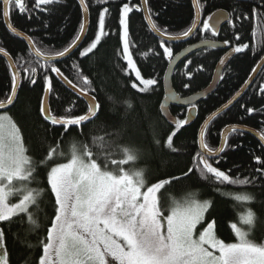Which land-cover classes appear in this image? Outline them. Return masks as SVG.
<instances>
[{"label": "snow or ice", "instance_id": "snow-or-ice-1", "mask_svg": "<svg viewBox=\"0 0 264 264\" xmlns=\"http://www.w3.org/2000/svg\"><path fill=\"white\" fill-rule=\"evenodd\" d=\"M61 0H35L34 9L49 12L45 6L59 3ZM97 4H107L108 0H94ZM3 9L0 15L10 17L13 9L20 13L31 12L26 0H2ZM148 12L146 19L151 30L167 41L186 39L195 33L202 11L200 0H194L197 19L184 31L173 35L167 29H161L153 20L147 0H141ZM83 11L77 34L62 47V50L45 51L37 46L36 40L24 35L27 42L28 57L12 55L0 47V54L7 60L10 69L11 92L5 100H0V109L13 104L22 82L35 85L39 76L44 85V96L41 99L40 114L51 126L62 128L61 137L65 133L71 135L70 128L78 129L80 139L73 138L70 150L66 153L57 141L46 147L47 155L40 163L47 166L46 182L48 187L40 186L36 179V164L28 154L29 148L25 144L24 134L16 121L7 112L0 113V222L13 221L20 218L30 226L29 231L36 232L40 227L38 212L40 203L46 192L54 197V213L50 218V227L46 228V236L38 240L42 248V255L38 264H264V239L259 241L252 238V228L255 223V213L249 207L237 213L238 222H230L234 234V242H226L216 232V221L211 219L205 223L206 214L213 206L211 199H201L199 192H188L180 198L170 196L168 203L163 204L158 195L161 190L172 183L193 174L206 181L222 196H228L238 204H250L255 196L248 192H224L222 186L254 185L256 177L233 176L231 169L225 171L218 166L221 154L229 147L228 140L232 134H243L240 126H226L222 133V140L218 148H213L206 141V131L209 122L216 119L218 112L212 113L204 120V127L198 132V149L191 156L190 166L180 175H172L159 179L154 183L147 180V168L139 166L143 159V150L133 145L122 143L119 130L103 135L89 131L84 136L83 128L91 122L95 126V119L101 111V104L95 94L96 88L92 81L84 75L82 69L76 73L82 85L76 84L57 67L58 58H65L78 51L80 58L88 56L97 49L106 32V14L108 7H104L98 14V24L94 38L87 46L80 50L82 37L88 31L89 6L87 0H79ZM264 0L254 8L253 17L257 20V27L264 32ZM134 8L140 10L139 5L130 6L129 2L122 3L119 8V26L122 28V49L118 56L126 61L125 74L134 72L135 79L131 88L140 93L149 91L157 84L154 78H144L135 64L130 52L129 44V14ZM246 18V17H245ZM239 19V17H237ZM226 21L235 27L230 14L218 10L203 20L201 32L216 36L219 26ZM8 29L14 35H19L17 29L9 24ZM47 27V25H45ZM255 35V33H254ZM160 39L159 46L167 57L169 69L175 68L176 59L173 49L165 39ZM235 39H240L239 34ZM201 43L209 49H216L215 40L202 39ZM228 45L229 41H223ZM249 48L247 43L237 44L230 52L219 60L217 74L213 83L224 79L223 71L227 68L233 54H240ZM192 61L188 60L187 64ZM187 64L185 67H187ZM76 64H73V68ZM202 67V66H201ZM264 69V64L258 65ZM253 72L256 68L252 69ZM23 72V76H21ZM41 72L43 73L41 75ZM64 80L81 96L88 97L87 110L81 115H55L47 101L55 95L54 77ZM191 79V72L186 73ZM138 81V82H137ZM184 88L189 84L185 83ZM211 85L209 88L211 89ZM264 94V85L259 88ZM208 93H204L207 95ZM240 92L236 93L239 97ZM196 99H199L197 97ZM109 100L113 97L109 96ZM165 101H179L187 105V116L184 119L170 118L175 126L167 136L165 147L173 153L180 149L173 144L177 132L190 123L192 114L197 112V103L192 97L181 99L179 95L170 92L164 97ZM131 108L130 101H124ZM232 100L224 105L228 108ZM243 107V105H241ZM160 110L168 115V105L162 103ZM255 111L247 108V113ZM71 112V109H66ZM264 141V131L258 133ZM158 145L159 140H155ZM257 164H264L261 157L256 156ZM127 166V167H126ZM256 173L264 177V168L255 169ZM33 184L36 186L34 187ZM165 212L168 214L165 215ZM199 226V227H198ZM247 226V227H245ZM5 228L0 226V264H10L9 252L5 242ZM30 248L33 245H28Z\"/></svg>", "mask_w": 264, "mask_h": 264}, {"label": "trees", "instance_id": "trees-1", "mask_svg": "<svg viewBox=\"0 0 264 264\" xmlns=\"http://www.w3.org/2000/svg\"><path fill=\"white\" fill-rule=\"evenodd\" d=\"M26 2L27 7L32 11L20 13L13 9L10 15L11 22L14 27L33 37L42 50H62V47L77 34L83 16L78 0H61L59 3L45 6L49 8V12L34 9L35 0H26ZM124 2H129L130 6H140V10L134 8L129 14V44L133 60L142 76L157 80V84L145 93L131 88L135 74L131 70L125 74L126 61L118 56V52L122 49L119 8ZM147 2L153 20L161 29L166 28L173 35L186 30L195 20L192 0H147ZM87 3L90 25L80 50L94 38L98 14L104 7L109 9V13L106 14L108 34L102 38L97 49L88 56L80 58L76 50L64 60L55 63L68 79L81 86H83L82 81L77 78L76 73L82 69L83 74L91 79L92 87L96 88L93 94L102 107L98 118L95 119V126L89 122L87 127L83 128L84 136L88 137L90 130L100 135H103L105 129L109 132L119 130L118 136L122 135V143L143 150V159L139 166L147 168L146 176L149 183L172 175H180L190 166L191 156L199 150L198 132L204 120L243 87L253 73L252 69L264 56V32L258 29V22L253 17L252 11L261 0H200L203 20L214 11L224 9L230 14L231 21L235 22V27L227 22L218 35L212 36L210 32H201V24L189 40L166 42L172 47L173 54H176L188 44L202 39L229 41L227 49H199L177 66L173 74V85L182 97L190 96L210 84L216 65L227 50L237 44L249 45L245 52L235 54L231 58L227 64V68L231 71L225 69L224 79L219 82L215 91L197 104L196 120L180 129L173 138L174 146L180 149L179 153L171 152L164 143L175 128L162 116L160 110L165 95L163 82L168 62L163 49L159 46L160 38L152 32L146 22L141 0H108L107 4H97L94 0H87ZM2 9L3 4L0 3V11ZM260 12L264 13V7L260 8ZM236 34L240 37L238 41L235 39ZM0 47H4L13 59L17 56L29 59L26 41L10 32L2 15H0ZM188 60L192 63L187 64ZM7 63L6 58L0 54V100H5L11 92L10 69ZM74 63L75 68H73ZM188 72L192 73L191 79L186 75ZM49 74L54 77L55 95L50 98L53 114H84L87 110L86 101L61 83L55 74ZM23 75L21 72V76ZM185 83L189 84L188 88L183 87ZM261 85H264V69L242 97L209 124L206 141L211 147L217 148L220 145L222 131L228 125L247 126L259 132L264 131V94L259 91ZM43 96L44 85L39 76L35 85L24 80L14 104L0 113H9L21 128L25 144L29 148L28 154L36 164V179L40 181L41 187L47 188V166L40 163L47 155V145L59 141L61 148L67 153L73 138L81 137L78 136V129L74 128H70L71 135L65 133L61 137L62 128L51 126L42 118L40 106ZM109 96L113 97V100H109ZM126 100L131 102V108L124 103ZM69 108L70 113L66 112ZM247 108H253L255 111L249 114L246 112ZM171 112L177 119H184L187 115V107L173 105ZM155 140H159L160 143L157 145ZM228 144L229 147L221 154L222 158L218 165L221 170L231 169L230 174L233 176L241 178L252 176L257 179L254 185L222 186V191L251 193L255 199L250 204H238L230 197L222 196L208 182L201 180L195 171L188 177L173 180L158 195L163 204L168 203L170 196L180 198L188 192L197 191L201 199H211L213 206L206 214L205 223L215 219L217 235L226 242L235 240L230 222H238L237 213L250 207L256 216L251 236L259 241L264 239V177L256 173L255 169L264 168V164H257L255 157L259 156L264 160V146L258 138L247 132L232 134ZM53 201L54 197L46 192L38 212L41 227L36 232L29 231L30 226L26 217L23 222L20 218H13L11 223L0 222V226L4 227L6 232L5 242L10 264H38V259L42 255V248L37 246L38 240L45 238L46 228L50 227V218L54 213ZM29 244L33 247L30 248Z\"/></svg>", "mask_w": 264, "mask_h": 264}, {"label": "water", "instance_id": "water-1", "mask_svg": "<svg viewBox=\"0 0 264 264\" xmlns=\"http://www.w3.org/2000/svg\"><path fill=\"white\" fill-rule=\"evenodd\" d=\"M193 1V6H194V9H195V20L197 19V16H198V14H197V11H196V7H195V4H194V0H192ZM78 2H79V0H78ZM0 3H2V0H0ZM3 4V3H2ZM141 6H142V10H143V12H144V16L146 17V15H148V12L145 10V6L141 3ZM147 9H149L148 8V2H147ZM221 11H224V12H226V13H228V11H226V10H224V9H220ZM218 11V10H217ZM216 12V11H215ZM229 14V13H228ZM146 19V18H145ZM4 20H5V23H6V25L8 26L9 24H11V25H13L12 24V22H11V18L10 17H7V18H5L4 17ZM88 21H89V25H90V13L88 14ZM199 21H200V23H199V25H198V27H197V29L195 30V33H196V31L198 30V28L200 27V25L202 24V21H203V18H202V11H201V13L199 14ZM146 22H147V24L149 25V23H148V21H147V19H146ZM228 21H226L225 23H223L221 26H219V32H220V30H221V28L227 23ZM89 25H88V29H89ZM150 26V25H149ZM14 27V26H13ZM16 28V27H15ZM17 29V28H16ZM153 32V31H152ZM17 33H19V35H16V36H18V37H20V38H22L23 39V36L24 35H27V34H25L24 32H22V31H20L19 29H17ZM87 33H88V31H87ZM154 33V32H153ZM194 33V34H195ZM157 37H159L160 39H162L163 37H160V36H158L156 33H154ZM193 34V35H194ZM193 35H191L190 37H188V38H186V39H180V40H178V41H167V39L166 38H163V39H165V41L166 42H170V43H176V42H185V41H187V40H189ZM27 36H29V35H27ZM86 36H87V34H86ZM86 36L85 37H82V42L80 43V47H81V45L83 44V42H84V40H85V38H86ZM24 40V39H23ZM217 42V44H218V47L217 48H222V49H227V45H224L223 44V42H220V41H216ZM27 43V42H26ZM203 48H207L205 45H203L202 43H201V41H199V42H196V43H192V44H188L187 46H185L182 50H180L178 53H176V54H174V57H175V59H176V63H175V68H174V70L173 69H169V67H167V70H166V73H165V76H164V93H165V95H164V97L166 96V95H168L170 92H174V93H176L177 95H179L178 93H177V91L175 90V88H174V85H173V74H174V71H175V69L177 68V66L186 58V57H188L190 54H192L193 52H195V51H197V50H199V49H203ZM230 50L231 49H229V50H227V52L224 54V56L221 58V59H223L229 52H230ZM76 51V49H73V53ZM2 55V54H1ZM235 54H233V56H234ZM232 56V57H233ZM68 57V56H67ZM67 57H65V58H67ZM65 58H58L57 59V61L56 62H59V61H62V60H64ZM55 62V63H56ZM262 64H264V56H263V58L258 62V64L256 65V71L255 72H253L252 74H251V76L249 77V79L246 81V83L243 85V87L238 91V92H240V96L239 97H237L236 96V94L230 99V100H232V104L231 105H229L228 106V108H230L235 102H237L241 97H242V95L246 92V90L254 83V81L256 80V78H257V76L259 75V73L261 72V70H262V68H260V67H258V65H262ZM218 66H219V62H218V64L216 65V68H215V71H214V75H213V78H212V80H211V82H210V84L206 87V88H204V89H202V90H200V91H198V92H196V93H194L193 95H191V96H188V97H192L194 100H195V102L198 104L201 100H203V99H205L208 95H210L211 93H213L214 91H215V89L217 88V86L219 85V82L220 81H217V82H215V83H213V81H214V78L216 77V74H217V68H218ZM57 77V76H56ZM58 78V80L61 82V83H63L68 89H70L71 91H73L76 95H78L79 97H81L83 100H85L86 101V103L88 104V97L87 96H81L79 93H78V91H76V90H74L73 88H71L68 84H66L65 82H64V80H62V79H60L59 77H57ZM212 86L211 87V89L209 88V86ZM18 91H19V89H18ZM204 93H208L207 95H204ZM17 95H18V92H17ZM180 96V95H179ZM181 97V99H185V98H188V97H182V96H180ZM197 97H199V99H196ZM16 99H17V97L15 98V100H14V102L16 101ZM14 102H13V104H14ZM47 103L50 105V99L47 101ZM162 103H166L167 105H168V115H165V113L164 112H162L161 111V114H162V116L170 123V118H176L177 119V117L171 112V106H183V107H188L187 105H184V104H181L179 101H165L164 100V98H163V100H162V102H161V104ZM13 104H11V105H8L5 109H0V111H4V110H6V109H8V108H10ZM225 104H228V102H226ZM224 104V105H225ZM224 105H222L221 107H219L218 109H216L215 111H213L212 113H214V112H218L219 114L220 113H222V112H224V111H226L228 108H224ZM211 113V114H212ZM210 114V115H211ZM209 115V116H210ZM187 116V115H186ZM196 118H197V112H194L193 114H192V119L190 120V123L188 124V125H190V124H192L195 120H196ZM207 119V118H206ZM212 121H210L209 122V124L211 123ZM171 124V123H170ZM173 125V124H172ZM229 126V125H228ZM234 126H240V125H234ZM204 127V123H202V125H201V127H200V129L201 128H203ZM240 127H242L243 129H244V131L243 132H247V133H250V134H252V135H254L256 138H258L259 140H260V142L263 144V146H264V141H262L261 139H260V137H259V135H258V133H260L258 130H255V129H252V128H250V127H247V126H240ZM199 129V130H200ZM225 129V128H224ZM224 129H223V131H224ZM223 131H222V133H223ZM221 140H222V134H221ZM221 143V142H220ZM220 146V145H219ZM218 146V147H219ZM217 147V148H218Z\"/></svg>", "mask_w": 264, "mask_h": 264}, {"label": "bare ground", "instance_id": "bare-ground-1", "mask_svg": "<svg viewBox=\"0 0 264 264\" xmlns=\"http://www.w3.org/2000/svg\"><path fill=\"white\" fill-rule=\"evenodd\" d=\"M214 12H215V11H214ZM149 27H150V26H149ZM223 56H224V55H223ZM223 56H222V57H223ZM166 70H167V69H166ZM164 76H165V75H164ZM205 88H206V87H205ZM192 95H193V94H192ZM190 96H191V95H190ZM186 97H188V96H186Z\"/></svg>", "mask_w": 264, "mask_h": 264}, {"label": "rangeland", "instance_id": "rangeland-1", "mask_svg": "<svg viewBox=\"0 0 264 264\" xmlns=\"http://www.w3.org/2000/svg\"><path fill=\"white\" fill-rule=\"evenodd\" d=\"M9 114V113H8ZM10 115V114H9ZM168 213L167 212H165V215H167ZM199 227V226H198Z\"/></svg>", "mask_w": 264, "mask_h": 264}]
</instances>
